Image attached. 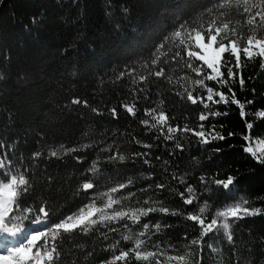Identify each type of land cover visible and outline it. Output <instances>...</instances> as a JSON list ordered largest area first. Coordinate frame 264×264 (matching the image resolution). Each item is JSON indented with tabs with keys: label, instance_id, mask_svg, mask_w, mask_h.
Returning <instances> with one entry per match:
<instances>
[{
	"label": "trees",
	"instance_id": "obj_1",
	"mask_svg": "<svg viewBox=\"0 0 264 264\" xmlns=\"http://www.w3.org/2000/svg\"><path fill=\"white\" fill-rule=\"evenodd\" d=\"M219 2L221 0H0V76L3 77L0 79V159L7 157L10 161L5 169H0V179L8 171H23L30 177L33 186L23 196L22 206L34 209L46 206L50 212V217L38 230H46L94 196L131 180L132 184L113 194L121 200L114 209L129 211L158 206L153 202H162L170 210L182 213L173 216L154 212L142 217L141 223L158 222L163 226L154 235L151 232L155 230L151 229L146 250L156 251L153 245H159L167 255L191 251L192 264L200 256L203 257L201 264H264V214L235 221L232 244L224 237L223 230L209 233L202 252L196 246L187 248L189 241L199 236L200 229L185 218L189 212L196 213L205 201L211 206L205 213L209 219L217 209L237 200L248 199L252 207L264 209V164L244 151L247 143L243 139L248 134L247 120L254 125L251 130L257 140L252 145L254 151L257 154L264 151V144L258 142L264 138V118L255 116L256 112L264 110L261 60H247L242 55L245 66L234 70L243 75L245 85L241 88L238 79L229 85L236 98L245 104L248 113L245 118L241 117L238 105L213 104L205 99L212 111L222 114L199 120L200 114L207 113L208 109L202 103L187 100L184 88L194 96L205 98L206 89L192 83L200 77L185 68L184 61L171 59L176 51H182L172 43L165 49H172L166 58L168 63L160 66L173 82L155 76L139 81V76L148 72L142 64L150 60L156 45L181 24L206 28L214 18L226 19L248 35L245 25L248 14L243 12L242 3L236 4L233 0L230 8H215ZM208 8L213 11L209 13ZM221 11L227 12V17H221ZM34 16L38 20L36 24L31 23ZM154 67L149 64L150 69ZM221 70L226 73V69ZM122 72L125 75L121 77ZM183 76L191 80H180ZM206 84L228 93L229 86L215 81H206ZM75 98L87 101V106L73 104L71 101ZM126 104H135V116L126 111ZM113 108L115 116L111 112ZM152 108L165 111L172 126L188 124L198 129L203 123L206 133L215 126L225 139L203 144L191 133H176V139L167 140L164 138L166 128L150 129L141 124L144 119L151 122L145 110ZM229 132L233 135L229 136ZM177 142L182 149L176 147ZM143 144L152 147L144 148ZM61 145L79 151L64 155ZM50 150L61 154L52 157ZM36 152L42 155L35 157ZM115 155H123L125 159H109ZM145 159L149 163H145ZM93 161L98 162L99 171L95 174L88 171ZM229 175L237 178L231 191L213 183L214 179L224 180ZM88 179H92L95 187L84 192L80 186ZM158 184L165 187L159 189ZM188 186L195 189L197 197L191 205L185 204L179 195L184 192L187 196ZM130 193L135 195L124 199ZM145 200L149 203L145 204ZM16 215L30 217L24 220L26 229L40 214L37 211ZM13 223L19 221H12L9 227ZM124 223L129 227H123ZM141 230L140 225L131 221H120L98 226L89 233L64 235L58 241L61 244L58 264H101L118 254L110 250L111 245L119 241L118 248L132 247L131 241L121 237L132 235L135 238ZM159 259L162 264H177L165 261L164 256ZM132 264H155V260L133 261Z\"/></svg>",
	"mask_w": 264,
	"mask_h": 264
},
{
	"label": "snow or ice",
	"instance_id": "obj_2",
	"mask_svg": "<svg viewBox=\"0 0 264 264\" xmlns=\"http://www.w3.org/2000/svg\"><path fill=\"white\" fill-rule=\"evenodd\" d=\"M235 2L236 4L242 3L243 12L248 14L245 21V25L248 26V35H244L242 31L232 25L231 21L226 19L218 20L214 18L209 21L206 28L203 25H200V27H190L186 24H181L176 30L168 36H165L161 43L156 45L150 60H146L142 64L143 68L148 69L147 75H140L139 81L144 82L149 77L155 76L165 78L169 83L173 82L172 77L166 75L165 68L160 66L161 64L168 63V59L166 58L172 49L168 48L167 51L165 49L169 43H172L176 48L182 49L183 55L182 51L178 50L171 59L176 60V58H179V60L184 61L183 66L200 77L199 79L193 80L192 83L206 89L207 95L205 98L194 96L192 91H189L186 87L184 88L187 100L193 104L198 102L202 103L204 108L208 109L207 113L200 114L199 120L205 121L209 116H219L222 114L218 111H212L210 105L205 102V99L213 104L223 102L224 104L232 103L238 105L241 117L245 118L248 115L245 111V104L236 98L235 92L229 85L237 79L241 88L245 85L243 75L234 70L241 69L245 66L242 63V55L247 60L259 58L261 60L260 68L264 70V0H258V2H252V0H235ZM232 3L233 0H221L214 7L218 9L230 8ZM253 9H256V11H253ZM207 11L211 13L213 9L208 8ZM227 15V12H220L221 17H227ZM31 23H38L35 16L31 18ZM241 40L244 41L243 44H241ZM225 54H228V56ZM185 55L187 59H185ZM229 56L233 59L230 60L228 58ZM196 61L201 63L196 64ZM149 64L156 67L150 69ZM222 68L226 69V73L221 70ZM206 69L210 71H206ZM132 71H135V69ZM128 74L131 75V72ZM124 75L125 73L123 72L120 74L121 77ZM2 78L0 76V79ZM180 80H191V77L183 76L180 77ZM206 81H215L220 85L229 86L228 93L226 94L225 92L208 86ZM133 83H136L135 79H133ZM214 97H219V99H214ZM71 102L73 104L83 103L87 106V101H82L78 98L73 99ZM247 103L251 104L252 101H247ZM124 107L128 113L133 116L136 115L135 104H126ZM93 111L97 110L93 109ZM111 112L113 116L117 114L115 108ZM224 114L226 115V113ZM145 115L151 118V122L149 119H144L141 121V124L150 129L166 128L164 138L167 140L176 139V133H191L198 137L203 144H208L214 140L225 139L224 135L215 130V126L212 127L211 131L206 133L203 123L198 125V129L191 128L188 124L182 127L179 125L172 126L168 123L170 117L162 109L159 111L156 108L146 109ZM255 116L264 118V110L256 112ZM245 123L248 134L243 136V139L247 143L244 151L251 154L257 162L264 164V151L257 154L252 146L253 143L257 142L251 135V130L254 125L247 120ZM228 135L232 136L233 133L229 132ZM258 142L264 144V138H260ZM136 143L139 144L140 141L137 140ZM143 147L151 148L152 145L143 144ZM176 147L182 149V145L179 142L176 143ZM60 148L63 150L64 155L79 151L76 148H64L63 145ZM60 154L58 150H50L49 152V155L52 157H59ZM41 155V152L34 153L35 157H40ZM136 155L146 156L147 153H136ZM109 159L123 161L125 156L115 155L109 157ZM144 162L149 163L147 159ZM8 163L10 161L7 160V157L0 159V169H5ZM165 163L168 162L165 161ZM97 165L98 162L93 161L88 171L95 174L99 171ZM236 179V177L229 175L224 180L214 179L213 183L222 186L226 191H231ZM130 184H132L131 180L126 184L122 183L116 187H112L108 192L94 196L90 202L79 207L76 212L60 219L46 230H32L25 233L24 220H28L30 217L27 215L19 216L16 213H33L38 211L40 215L32 219V223L39 224L50 217V212L46 206H40L38 209L22 206L23 196L29 193L33 186L26 172H4L3 179H0V234L8 233L12 237H20V241L0 251V264H58L61 256V244L58 241L61 240L62 236L76 232L89 233L97 230L98 226H108L119 223L120 221H131L132 224L140 225L142 230L135 234V238L132 235H124L121 237L124 241H131L132 247L118 248L119 241L111 245L110 250L118 251V254H113L110 259L102 261L101 264H118V262L119 264H132L133 261L150 262L152 260H155V264H162V261L159 259L160 256H164L167 262L175 261L177 264H192L191 257L193 253L191 251H187L183 255H167L159 245H153L156 251L146 250L145 248V245L151 238V229L155 230V232H151L154 235L156 232L161 231L163 226L158 222L152 225L149 223H141L142 217H147L150 213L154 212L173 216L181 215L182 213L176 210H170L168 207L163 206L162 202H153L154 205L158 206L140 207L129 211H125L122 208L119 210L113 208L114 205L121 204V200L116 199L113 194L128 187ZM80 187L84 192H88L94 189L95 184L92 179H88ZM156 187L163 189L165 185L158 184ZM186 192L188 194L187 196L184 192L179 193V195L183 198L185 204L191 205L197 199L194 195L195 189L188 186ZM133 195L135 194L130 193L124 199H130ZM98 200L100 201L99 204L97 203ZM144 203L148 204L149 201L145 200ZM210 209L211 206L205 201L196 213L189 212L185 214V218L195 222L200 229L199 236L191 239L187 248L191 249L192 246H196L202 252L205 237L209 233L214 231L219 232L220 230H223V235L228 243L232 244L234 243L232 224L235 221L264 214V209L252 207L251 201L248 199L237 200L222 209H217L209 219L205 213L206 211H210ZM12 221H19V223H13L9 227V223ZM123 227L128 228V223H124ZM110 230L116 231L115 228H111ZM141 237H146V239H141ZM185 238L187 239V237ZM208 247L211 248L212 246L208 245ZM212 250L217 251L214 248ZM202 259L203 257L200 256L195 261V264H201Z\"/></svg>",
	"mask_w": 264,
	"mask_h": 264
},
{
	"label": "rangeland",
	"instance_id": "obj_3",
	"mask_svg": "<svg viewBox=\"0 0 264 264\" xmlns=\"http://www.w3.org/2000/svg\"><path fill=\"white\" fill-rule=\"evenodd\" d=\"M38 228L39 227L37 226V224H33L25 229V233L30 232L32 230H38ZM0 240V251H3L5 247H11L14 244L18 243L20 241V237H12L8 233H2L0 234ZM2 241L4 243H1Z\"/></svg>",
	"mask_w": 264,
	"mask_h": 264
}]
</instances>
